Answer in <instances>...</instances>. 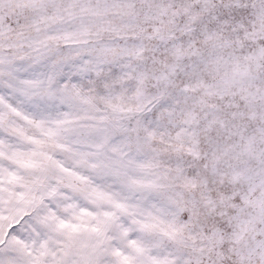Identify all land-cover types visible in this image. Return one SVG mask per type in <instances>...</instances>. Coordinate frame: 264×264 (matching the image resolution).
I'll return each instance as SVG.
<instances>
[{
    "label": "snow or ice",
    "instance_id": "1",
    "mask_svg": "<svg viewBox=\"0 0 264 264\" xmlns=\"http://www.w3.org/2000/svg\"><path fill=\"white\" fill-rule=\"evenodd\" d=\"M0 264H264V0H0Z\"/></svg>",
    "mask_w": 264,
    "mask_h": 264
}]
</instances>
